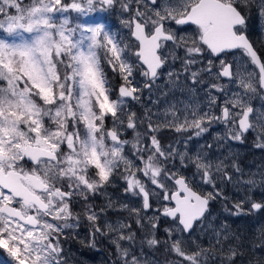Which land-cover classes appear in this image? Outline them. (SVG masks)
I'll return each instance as SVG.
<instances>
[{"label":"snow or ice","instance_id":"1","mask_svg":"<svg viewBox=\"0 0 264 264\" xmlns=\"http://www.w3.org/2000/svg\"><path fill=\"white\" fill-rule=\"evenodd\" d=\"M117 6L126 34L112 31L103 22L107 17L90 15L97 10L115 12ZM253 7L264 20V0H0V264H66L60 238L79 226L81 214L73 205L81 202L93 236L115 234L111 243L120 264H141L121 243H134L135 233L126 231L131 226L117 221L105 222L102 228L90 203V197L106 194L101 190L117 173L127 184L126 192L142 196L145 210L153 194L145 180L160 189L158 197L175 202L174 207H164L163 216L172 218L177 231L191 233L210 201L222 193L195 191L187 177L167 164L179 156L180 164L193 166L203 184L214 186L213 168L221 180L232 182V177L224 171L223 161L214 164L200 153L190 157L171 146L166 149L154 133L162 128L176 133L194 129L200 136L212 124H222L228 139L241 141L244 133L258 128L257 146L264 147V120L255 124L250 120L254 109L248 103L257 87L264 89V62L240 30L246 27L245 11ZM70 13L77 14L74 24L66 15ZM173 24L193 25L195 31L190 37L181 35ZM178 48L185 50V70L205 50L216 56L240 50L248 57L245 63L259 71L242 70L239 63L233 71L221 60L217 78L228 77L238 89L231 96L225 94L222 105L216 97L210 98L204 112L199 105L185 104L183 109L172 105L162 121L158 114L154 121L153 114L146 113L148 130L141 133L136 113L125 111L126 98L139 99L140 89L130 78L139 71L154 82L168 56L178 58ZM208 64L201 71L212 74L213 61ZM109 69L122 81L115 99ZM198 75L192 72L194 83L199 82ZM211 87L224 91L215 84ZM122 129L135 132L130 154ZM243 183L253 185L255 180ZM243 203L234 204L230 214H241ZM262 208L264 204L251 203L253 210ZM129 211L143 228L140 210ZM158 219L149 218L153 229ZM165 231L171 236V229ZM215 236L217 244L221 238L229 239L221 231ZM147 243L154 247L160 241L152 238ZM171 251L179 257L175 264H202L207 252L199 246L186 250L179 240L172 242ZM221 253L231 264L237 249L230 246L224 253L221 248Z\"/></svg>","mask_w":264,"mask_h":264},{"label":"rangeland","instance_id":"2","mask_svg":"<svg viewBox=\"0 0 264 264\" xmlns=\"http://www.w3.org/2000/svg\"><path fill=\"white\" fill-rule=\"evenodd\" d=\"M69 15L72 23H76V13L66 14ZM95 15L99 19L100 16L107 17L105 22L107 25L112 26V31H125L126 28L121 24V17L119 14V6L115 12H100L97 10ZM246 17L250 16L251 25L240 28V30L248 37H250L254 43L261 48L264 54V20H262L256 10L253 7L250 11H245ZM173 28H180L181 35L192 36L195 31V27L189 26H176ZM178 58L173 60L168 58L165 65L159 71V76L154 82L147 81L139 71L137 73V80L139 83L138 88L140 91L136 93L139 97L138 100L127 101L125 111L135 112L137 117V130L141 133L147 132L148 122L145 119V114H153V120H156L158 114L159 119L162 121L165 119L163 113L166 109L176 105L177 109H183L185 104L199 105L201 112L209 110V100L211 97L217 98L218 104H223L225 94L232 95L233 91H237L236 85L230 81H222L217 78V71L220 69V61L224 60L229 65H232V70H236V65L239 63L241 69L247 68L248 71H255L251 66L246 56L241 51H234L229 54H223L218 58H212L210 54L205 50L199 56L194 57L196 63L188 65L185 70V50L184 48H178L176 52ZM192 59L193 57H188ZM213 61V72L209 74L206 71H201L209 66L208 61ZM169 72L173 75L170 77ZM192 72H197L199 75L196 80L199 82H193ZM145 83L150 84L147 90L143 89ZM218 85L224 88V91H217L211 85ZM114 95L112 98L114 99ZM116 98V97H115ZM248 103L253 107L254 112L250 115V120L255 124L264 120V94L257 87L255 93L250 94ZM213 111L219 112V108L213 106ZM178 115H182L181 112H177ZM171 119V117H167ZM143 120V123H141ZM112 126V118L108 117L107 127ZM195 130L185 133H176L174 130L168 128H162L158 132L154 133L161 141L162 146L166 149L171 146L175 148L179 153H186L187 156L194 157L197 153L205 156L206 159L211 160L214 164L219 161H223L224 171L232 177V183L227 179L221 180L220 175L215 172L213 168L214 186L209 184H203L200 175L196 174V169L191 166H182L180 164L179 156L175 157L174 161H170L167 167L182 173L187 177L189 183L194 189H198L202 194H207L209 191H224V196L221 198L210 201L208 211L205 213L204 218L196 223L192 229V233L183 235L180 231H177L176 225L173 221L166 222L158 215L159 211L164 209L169 203L163 200L160 193V189L155 188L150 182L145 180L146 187L153 193L149 197L150 208L145 210L143 208V198L139 195H132L130 192H126V182L122 179L119 173L113 175L112 183L107 185L101 191L103 195H96L90 197V203H97V207H100L102 212L100 213V219L97 223L103 228L105 222L116 224L117 221L130 225L131 231L135 233L134 243L131 241H121V243L130 249L141 261V264H175L179 257H176L175 253L171 251V244L174 240L181 241V246L186 250H197V246L206 249V255L202 258V264H229L228 261L223 260L221 248L223 252L227 253L229 247L237 249V254L234 261L231 264H264V244L248 245V239H244V228H233L234 220L237 218L245 219L252 218L251 211L260 212V210L251 209V203L255 202L253 197L260 198L264 204V190L261 189L264 185V148L258 147L260 143L257 140L259 129L249 130V133L242 137L241 141L228 139L225 135L226 129L222 124H212L208 131L196 136ZM135 137V132L132 129H122V139L128 140L130 143L125 146L126 152L130 154L133 149L131 142ZM191 137V138H189ZM245 138V139H243ZM150 143V141H148ZM211 146V147H209ZM243 156H247V161L242 162ZM233 164L237 165L241 172H236ZM121 168V172H122ZM255 178V184L248 185L243 181L249 178ZM239 180V183L235 181ZM257 178V179H256ZM223 181H228L230 187L223 185ZM170 187L173 188L171 182H168ZM226 187V188H225ZM241 190L245 191V197L241 200L233 202V198L227 196V192L231 195L239 193ZM244 194V192H243ZM93 200V202H92ZM235 201V200H234ZM243 201V210L239 215H231V212L235 211L233 207L237 202ZM111 202L112 207H107ZM257 203V202H256ZM127 206V207H125ZM136 208L140 210V216L144 218V227L141 228L136 224V215L131 213L129 209ZM228 209V211H225ZM248 210V211H247ZM159 217L160 220H155L157 228L153 229L149 218L155 219ZM85 226L88 228L85 233H82L81 239L85 243L84 253L87 255V259L83 262L89 264H104L105 261L110 260L109 254L112 253L116 260L120 261L116 254V248L111 243V237L115 234L109 233L108 235H101L95 233L93 236L89 227V221L85 220ZM165 229H171L172 234ZM221 231L229 236L228 240L221 238V244L216 243L215 233ZM161 233L165 238H161L156 235ZM155 238L160 241L156 246H149L148 239ZM97 240V243L95 242ZM104 246V250H102ZM168 249V250H167ZM104 252V254L101 253ZM2 253V250H0ZM4 258L7 259L6 254ZM63 258L66 260V264H73L70 254H63Z\"/></svg>","mask_w":264,"mask_h":264},{"label":"trees","instance_id":"3","mask_svg":"<svg viewBox=\"0 0 264 264\" xmlns=\"http://www.w3.org/2000/svg\"><path fill=\"white\" fill-rule=\"evenodd\" d=\"M249 18H250V16L248 15V17H246V26L248 24H249V26L251 25V22H250L251 20H249ZM119 32L125 33V34L127 33L125 31H121V30H119ZM246 37L249 39V42L252 44L254 50L257 52L258 57H260L261 61L264 62V57L262 58L263 52L261 51V48L258 47L250 37H248V36H246ZM132 58L134 59V57H132ZM108 73H109V77L111 79L113 89H114L113 95L115 97H117L116 88L118 85H120L122 83V81L120 80L118 75L113 76L110 69L108 70ZM130 79L133 80L134 86H136V87L139 86L136 72H135L134 76L131 77ZM115 97H114V99H115ZM241 159H243L242 162L247 161V156H243ZM237 179H239V178H235V181H237ZM253 179H255V178H253ZM232 181H234V180H232ZM223 183H224L223 185H227V187H230V184L228 183V181H223ZM230 183H232V182H230ZM261 189L264 190V185H262ZM194 190L200 192L198 189H194ZM217 190H220V188H218ZM243 192H244V194H243ZM221 193L224 196V191H222ZM227 196L232 197L235 200V201L233 200V202H236V200H241L245 197V191L241 190L239 193L234 194V195H231L230 193L227 192L226 197ZM253 199L257 203H261V204L263 203L260 200V198L253 197ZM92 202H93V200H92ZM82 203L83 202L76 203L75 207L77 209L74 211V212H79L81 214V220H80L79 226L73 230H66L67 235L61 236V238H60L61 243H62V247H63V254H70L72 257L73 264H89L88 262H83L84 259H87V257H86L87 255L84 253L85 243L82 242L83 239L80 240L81 239L80 235L82 233H85L86 230L88 229L85 226L86 218L83 215ZM93 205H94V202H93ZM93 210L96 211L98 215H100V213L102 212L100 207L96 208L94 206ZM250 215H252L251 216L252 218L248 217L245 219H240V218L235 219L234 220L235 225L233 228H235V226H236V228H244L243 237H244V239H246V238L248 239V245L247 246H249V245H251V246L255 245L256 246L258 244L259 245L264 244V208H262L260 210V212L251 211ZM163 220L166 222V219H163ZM159 221H162V220L159 219ZM156 235L160 236L161 238H165L163 236V234H161V233H156ZM95 242L97 243V240ZM103 247L104 246H102V250H104ZM101 253L104 254L103 251H101ZM109 256H110V260L105 261L104 264H119V262L116 260V258L113 256L112 253H110Z\"/></svg>","mask_w":264,"mask_h":264},{"label":"water","instance_id":"4","mask_svg":"<svg viewBox=\"0 0 264 264\" xmlns=\"http://www.w3.org/2000/svg\"><path fill=\"white\" fill-rule=\"evenodd\" d=\"M193 26V25H192ZM238 27H240V26H238ZM233 51H236V50H225L224 52H222V53H220L218 56H220V55H222V54H227V53H231V52H233ZM207 52L210 54V56L212 57V58H216V57H218V56H216V55H213L209 50H207ZM247 57V56H246ZM247 59H248V57H247ZM228 64V63H227ZM251 64V63H250ZM251 66L255 69V71H256V74H258V68H256V66L255 65H252L251 64ZM219 71H220V69L217 71V74L219 73ZM222 81H229V78L228 77H219ZM148 82L149 81H151V80H147ZM119 86L120 85H118L117 86V88H116V95L118 96V89H119ZM145 90L148 88V87H143ZM263 94H264V89H259ZM127 99V101H133L132 99H130V98H126ZM251 115V114H250ZM245 134V133H244ZM243 134V135H244ZM173 186H174V188H175V185L173 184ZM170 203V205H171V207H174L175 206V202L174 201H171V202H169ZM163 210H161L159 213H158V215H159V217L161 218V219H166V220H168V221H172V218H170V217H165V216H163ZM201 220H199V221H196L195 222V224L196 223H198V222H200ZM194 224V225H195ZM183 235H188L189 233H187V232H184V233H182Z\"/></svg>","mask_w":264,"mask_h":264},{"label":"flooded vegetation","instance_id":"5","mask_svg":"<svg viewBox=\"0 0 264 264\" xmlns=\"http://www.w3.org/2000/svg\"><path fill=\"white\" fill-rule=\"evenodd\" d=\"M185 26H189V27H191L192 25H185ZM192 27H195V26H192ZM127 30V29H126ZM130 38V37H129ZM236 51H240V50H236ZM176 52L178 53V49H176ZM234 52V51H233ZM232 53V52H231ZM166 55H167V53H165ZM227 54H229V53H227ZM223 55V54H222ZM221 56V55H220ZM220 56H218V57H220ZM218 57H216V58H218ZM264 57V54H263V56H262V58ZM168 58H170V56H168ZM167 58V59H168ZM247 58V57H246ZM134 59H135V57H134ZM172 59V58H171ZM229 64V63H228ZM162 69V68H161ZM160 69V70H161ZM159 70V71H160ZM220 79V78H219ZM249 133V131L248 132H246L242 137H246L245 135H247ZM243 139H245V138H243ZM264 148V147H263ZM173 185V184H172ZM173 188H174V186H173ZM169 202V201H168ZM94 206L96 207V208H99V207H97V203H95L94 204ZM166 207H171V205H170V203H168L167 204V206ZM73 209H74V211L77 209L76 207H75V204L73 205ZM163 210V209H162ZM160 212V211H159ZM173 221V220H172Z\"/></svg>","mask_w":264,"mask_h":264},{"label":"bare ground","instance_id":"6","mask_svg":"<svg viewBox=\"0 0 264 264\" xmlns=\"http://www.w3.org/2000/svg\"><path fill=\"white\" fill-rule=\"evenodd\" d=\"M195 227V226H194ZM192 233V232H191Z\"/></svg>","mask_w":264,"mask_h":264}]
</instances>
